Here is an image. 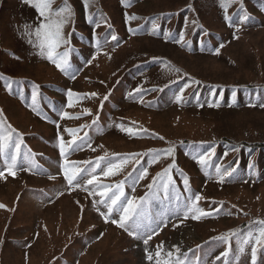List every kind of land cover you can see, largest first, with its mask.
I'll return each mask as SVG.
<instances>
[{
  "label": "rangeland",
  "instance_id": "obj_1",
  "mask_svg": "<svg viewBox=\"0 0 264 264\" xmlns=\"http://www.w3.org/2000/svg\"><path fill=\"white\" fill-rule=\"evenodd\" d=\"M99 1L54 0L70 17L57 49L68 53L65 73L37 46L35 0H0V119L21 145L15 168L0 155V264H253L254 241L240 240L264 226V150L226 142L264 144V0H197V14L161 28L158 15L188 0ZM169 179L165 198L158 185ZM117 185L121 201L143 199L152 213L138 236L111 223L119 202L102 215L110 200L99 192Z\"/></svg>",
  "mask_w": 264,
  "mask_h": 264
},
{
  "label": "snow or ice",
  "instance_id": "obj_2",
  "mask_svg": "<svg viewBox=\"0 0 264 264\" xmlns=\"http://www.w3.org/2000/svg\"><path fill=\"white\" fill-rule=\"evenodd\" d=\"M84 2H85V6L87 7L89 0H84ZM53 4H54V0H35L33 6L37 9L40 17H42V20L39 22L38 26L35 28L34 35L36 37V40L39 42L37 46L40 49L41 55H43L46 50L47 59L51 63H53L61 72L66 73L69 71L71 67L67 59L68 53L64 52L63 54H61L57 51V49H59L62 45H65L67 43V40L63 33V28L65 24H67L70 20V17L68 15H65V10L67 9L68 6L65 3L64 7L53 10L52 8ZM245 19H247V17H245ZM111 38L113 40L117 39L115 35H113ZM175 71H179V69H175ZM67 95L69 97L73 95L71 90L67 92ZM91 95L95 96L96 94L92 93ZM32 99L33 101H35L36 96L33 95ZM105 99H107V97H105ZM63 115L66 116L67 114L64 113ZM160 139H163V138L161 137ZM70 143L76 144V149L82 150L83 147L85 146L84 141H81V143L77 144L75 139L71 141ZM20 147L21 145L19 143H14V144L12 143V129L10 128V126L5 128L3 125V120L0 119V155H3L5 157V160L8 163L10 168L16 167L17 154L19 153ZM10 148L13 150L12 153L9 152ZM76 149H73V151H75ZM60 152H61V156L65 155L63 147H61ZM171 152H172L171 148L162 150L161 152H158L154 155V159H158L161 155H164V156L170 155ZM128 159L129 158H125L119 163H114L112 161H109L106 165L107 170L103 172V175L106 177L113 175L115 170L120 169L123 164H126L128 162ZM198 159H199V162L203 164L206 162L208 157L200 156L198 157ZM235 171H236L235 167H229V168L224 169L221 179H223V176L225 175L231 176L232 173ZM168 172L169 170L166 169L163 173L158 174V175L161 177H167ZM216 172L217 173L221 172V169L219 166L216 167ZM9 174L14 175V172H10ZM77 174H78L77 172H73L70 175L67 173L65 174V178L69 186H75L74 181L77 180ZM145 174H146V170L144 173L141 174L140 177H135L134 180H138L142 178V176ZM0 175H2V173H0ZM96 179L97 177L93 175L90 179L87 180V184L89 185L93 184ZM153 183L155 184L156 181L154 180ZM170 183H171V180L169 179L167 182L158 185V187L163 190L165 198H170L169 197V184ZM187 183H188L187 178H185L184 184L187 185ZM101 187L107 188L108 186H101ZM152 187H153V184L148 185L149 189H151ZM117 188L119 189V191L113 192L111 196H107V192H99V195L101 197H106L107 200H110V204H106L107 213H102V215L107 216L111 214L114 210L113 206H116L119 202V207L116 208V211L120 213L119 219L117 220L113 218L111 219V223L116 224L117 227L124 228L126 231H128V234L130 236H138L139 233L151 227L152 213L150 209L145 208L143 204V199H142V202L139 204L134 199H127L126 201H121V197L124 196L125 194L122 190L121 185H117ZM90 194L94 195L95 193L90 192ZM188 199L192 200L193 198L189 197ZM200 199L201 197L199 195H196L194 197V200L197 202ZM0 207H4V206L0 205ZM185 207L187 209V205H185ZM190 210L200 212V215L202 216L207 215V213H204L200 211L199 209H196L195 204L192 205V209ZM184 218L187 219L188 217L185 216ZM192 218L198 219L199 217L196 215H193ZM260 223L264 225V222H260ZM149 239H151V234L147 235V238L144 239V243L147 244ZM221 239H226V238L222 237ZM253 241H254V244H252L251 246V255L253 259V264H255V257L257 253L256 245L264 244V226L259 228L258 234L256 232L250 231L248 234H246L244 238L240 240V243L241 245L247 246ZM177 251L179 250L177 249ZM240 251H244V248L241 247ZM156 255L159 256L160 253L157 252ZM168 255L171 256L172 253L169 252ZM147 258L150 261L153 259V257L150 255ZM176 264H180L179 259L176 261Z\"/></svg>",
  "mask_w": 264,
  "mask_h": 264
},
{
  "label": "trees",
  "instance_id": "obj_3",
  "mask_svg": "<svg viewBox=\"0 0 264 264\" xmlns=\"http://www.w3.org/2000/svg\"><path fill=\"white\" fill-rule=\"evenodd\" d=\"M194 1L196 2L197 0H188V2L183 6L181 7V9H179L176 13L173 12V11H164L163 13H160L156 19V22L159 23V27L161 28L162 26H164L166 24L167 21H170V19L172 18V16L174 15H181L183 14L184 12H186L188 10V8H192L196 13V11H200L199 8H194L193 4H194ZM96 4L99 6L98 8H100V1L99 0H95ZM132 3V0L131 1H128L127 3H124L126 7H130ZM109 25L110 26H113V21H109ZM141 26H145V24H142ZM175 30L173 32L172 35H175L177 33V24L175 26ZM137 30V29H136ZM143 63H141L139 65L142 66ZM259 86V85H258ZM257 87V86H255ZM229 144L230 147H241V148H246V149H250L251 151H257V150H264V144L263 143H248V142H240V143H234V142H226ZM152 205V206H151ZM150 207L153 209L154 212H158L159 211V208H158V204L157 203H153L151 204ZM244 226L241 227V229L243 228Z\"/></svg>",
  "mask_w": 264,
  "mask_h": 264
}]
</instances>
